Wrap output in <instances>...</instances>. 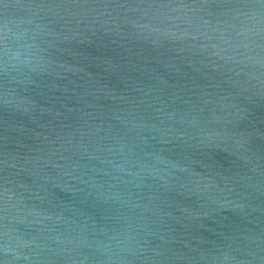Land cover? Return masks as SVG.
<instances>
[{
  "label": "water",
  "instance_id": "water-1",
  "mask_svg": "<svg viewBox=\"0 0 264 264\" xmlns=\"http://www.w3.org/2000/svg\"><path fill=\"white\" fill-rule=\"evenodd\" d=\"M0 264H264V4L0 0Z\"/></svg>",
  "mask_w": 264,
  "mask_h": 264
},
{
  "label": "clouds",
  "instance_id": "clouds-1",
  "mask_svg": "<svg viewBox=\"0 0 264 264\" xmlns=\"http://www.w3.org/2000/svg\"><path fill=\"white\" fill-rule=\"evenodd\" d=\"M245 17V20L240 24V31L239 34H246L249 31H252L249 27V25L252 23V21H255L257 18V14H252L249 16L247 13L243 14ZM4 48H3V55H4V67L5 71L9 70L10 67H15L13 64V61H19L21 53L18 50L13 49L10 47L11 37L9 36L8 32H5L4 35Z\"/></svg>",
  "mask_w": 264,
  "mask_h": 264
},
{
  "label": "snow or ice",
  "instance_id": "snow-or-ice-1",
  "mask_svg": "<svg viewBox=\"0 0 264 264\" xmlns=\"http://www.w3.org/2000/svg\"><path fill=\"white\" fill-rule=\"evenodd\" d=\"M260 2H261L262 4H264V0H260Z\"/></svg>",
  "mask_w": 264,
  "mask_h": 264
}]
</instances>
